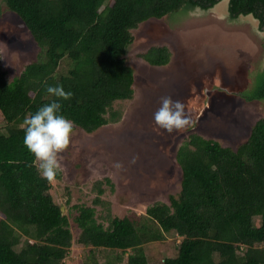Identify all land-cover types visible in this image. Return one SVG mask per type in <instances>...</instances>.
Listing matches in <instances>:
<instances>
[{
  "label": "trees",
  "instance_id": "trees-1",
  "mask_svg": "<svg viewBox=\"0 0 264 264\" xmlns=\"http://www.w3.org/2000/svg\"><path fill=\"white\" fill-rule=\"evenodd\" d=\"M220 1L2 0L0 14L18 16L39 51L12 79L0 68V264H117L98 261L108 249L133 250L127 264H150L144 245L172 234L180 237L177 254L162 264H264V117L236 146L191 132L174 156L179 191L147 207L141 219L108 213L107 226L98 221L95 206L107 202L105 181H96L94 205L72 207L77 237L51 193L53 180L42 178L23 143L25 117L56 99L47 85L62 84L74 94L60 103L75 130L92 134L118 122L115 105L135 96L127 61L135 32L154 19L181 26L195 8L207 11ZM228 11L232 20L252 14L264 31V0H229ZM262 47L264 53V39ZM140 56L161 67L172 51L155 43ZM64 63L68 69L61 72ZM250 76L240 96L264 104V56ZM73 243L91 253L71 258Z\"/></svg>",
  "mask_w": 264,
  "mask_h": 264
},
{
  "label": "rangeland",
  "instance_id": "rangeland-1",
  "mask_svg": "<svg viewBox=\"0 0 264 264\" xmlns=\"http://www.w3.org/2000/svg\"><path fill=\"white\" fill-rule=\"evenodd\" d=\"M228 3L222 0L207 11L196 8L181 26L171 27L154 19L135 32L127 51V61L135 72L134 98L115 105L122 115L118 122L92 134L75 130L52 182L51 193L70 217L75 237L80 228L73 217L77 210L72 207L94 205L96 181H105L101 197L107 202L106 206H95L98 221L107 226L108 213H134L141 219L147 207L179 191L180 169L174 156L191 132L236 146L249 135L255 121L264 117L262 102L240 96L252 81L251 72L263 59L264 38L259 34L264 31L259 30V22L252 15L232 20ZM155 43L170 47L172 57L167 65L153 66L140 56ZM38 51L18 16L0 14V68L10 79L33 61ZM67 69L64 63L60 71ZM163 96L183 102L186 113L195 121L194 127L171 134L158 127L154 113ZM133 158H137L135 163ZM117 163L122 167L116 168ZM260 221L255 218L256 225ZM179 242L180 237L172 234L144 245L150 264H162L164 258L174 257ZM132 252L102 250L97 258L101 263L115 260L127 264ZM89 253L90 249L73 243L69 256L85 259Z\"/></svg>",
  "mask_w": 264,
  "mask_h": 264
},
{
  "label": "clouds",
  "instance_id": "clouds-1",
  "mask_svg": "<svg viewBox=\"0 0 264 264\" xmlns=\"http://www.w3.org/2000/svg\"><path fill=\"white\" fill-rule=\"evenodd\" d=\"M259 35L264 38V33ZM46 92L56 99L25 117L23 143L33 154L42 178L51 182L60 169L62 153L72 144L76 125L73 120L62 114L60 103L61 100H70L74 94L66 91L62 84L47 85ZM160 103L161 106L154 113V121L158 127L169 134L194 127L195 121L186 113L183 102L173 100L171 96H163ZM136 159L133 158L132 163H135ZM115 167L121 168L122 165L117 163Z\"/></svg>",
  "mask_w": 264,
  "mask_h": 264
},
{
  "label": "flooded vegetation",
  "instance_id": "flooded-vegetation-1",
  "mask_svg": "<svg viewBox=\"0 0 264 264\" xmlns=\"http://www.w3.org/2000/svg\"><path fill=\"white\" fill-rule=\"evenodd\" d=\"M197 8H199V7H197ZM195 9H196V8H195ZM195 9H194V10H195Z\"/></svg>",
  "mask_w": 264,
  "mask_h": 264
},
{
  "label": "water",
  "instance_id": "water-1",
  "mask_svg": "<svg viewBox=\"0 0 264 264\" xmlns=\"http://www.w3.org/2000/svg\"><path fill=\"white\" fill-rule=\"evenodd\" d=\"M63 210V209H62Z\"/></svg>",
  "mask_w": 264,
  "mask_h": 264
}]
</instances>
